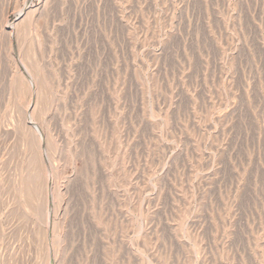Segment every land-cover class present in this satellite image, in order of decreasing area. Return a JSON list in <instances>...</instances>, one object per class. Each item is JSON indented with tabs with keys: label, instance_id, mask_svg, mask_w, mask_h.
Masks as SVG:
<instances>
[{
	"label": "rangeland",
	"instance_id": "obj_1",
	"mask_svg": "<svg viewBox=\"0 0 264 264\" xmlns=\"http://www.w3.org/2000/svg\"><path fill=\"white\" fill-rule=\"evenodd\" d=\"M0 264H264V0H0Z\"/></svg>",
	"mask_w": 264,
	"mask_h": 264
},
{
	"label": "bare ground",
	"instance_id": "obj_2",
	"mask_svg": "<svg viewBox=\"0 0 264 264\" xmlns=\"http://www.w3.org/2000/svg\"><path fill=\"white\" fill-rule=\"evenodd\" d=\"M23 10H24V9H23ZM22 13H23V12H22V11H20V13H19V14H20L22 17H24V18H27V13H26V12H25V13H23V14H22ZM20 18H21V17H20ZM30 85H31V84H30ZM32 178H33V177H32Z\"/></svg>",
	"mask_w": 264,
	"mask_h": 264
}]
</instances>
